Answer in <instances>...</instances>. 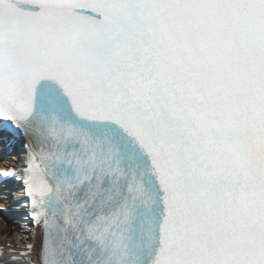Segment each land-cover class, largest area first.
Masks as SVG:
<instances>
[{"label": "snow or ice", "instance_id": "obj_1", "mask_svg": "<svg viewBox=\"0 0 264 264\" xmlns=\"http://www.w3.org/2000/svg\"><path fill=\"white\" fill-rule=\"evenodd\" d=\"M17 145L37 264H264V0H0Z\"/></svg>", "mask_w": 264, "mask_h": 264}, {"label": "bare ground", "instance_id": "obj_2", "mask_svg": "<svg viewBox=\"0 0 264 264\" xmlns=\"http://www.w3.org/2000/svg\"><path fill=\"white\" fill-rule=\"evenodd\" d=\"M12 165H20L22 157L20 155H12L9 157ZM21 160V161H20ZM3 164H7L8 160H3ZM3 207L4 205L1 204ZM21 237V239H19ZM34 239L31 228L25 221L13 219L11 222H7L0 216V240L2 243L12 242L13 246L22 247L23 242Z\"/></svg>", "mask_w": 264, "mask_h": 264}]
</instances>
